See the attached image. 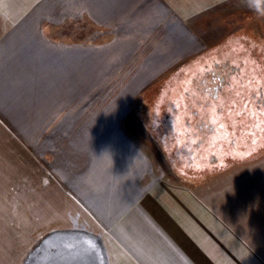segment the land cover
I'll use <instances>...</instances> for the list:
<instances>
[{
    "label": "crops",
    "instance_id": "obj_1",
    "mask_svg": "<svg viewBox=\"0 0 264 264\" xmlns=\"http://www.w3.org/2000/svg\"><path fill=\"white\" fill-rule=\"evenodd\" d=\"M159 2L0 0V129L16 147L1 154L20 160L23 188L41 190L54 208L50 224H74L65 234L48 228L22 264H264L255 257L264 247V154L217 184L230 191L212 202L158 177L120 118L99 121L101 130L92 118L73 133L94 92L96 56L112 43L80 39L79 19L109 31L131 22L146 37L166 11Z\"/></svg>",
    "mask_w": 264,
    "mask_h": 264
},
{
    "label": "rangeland",
    "instance_id": "obj_2",
    "mask_svg": "<svg viewBox=\"0 0 264 264\" xmlns=\"http://www.w3.org/2000/svg\"><path fill=\"white\" fill-rule=\"evenodd\" d=\"M158 2L166 11L159 12L161 21L154 29L147 28L146 37L138 36L137 30L142 26L131 22L122 29L109 31L86 18L79 19L80 39L88 37L98 44L108 37L112 43L107 45L108 54L96 56L94 92L88 96V105L82 107L80 104V122L73 127V133H83L84 123L91 122L92 118L96 119L98 130L107 128L106 123L99 121L120 118L117 128L134 136L144 151L151 154L158 177L165 176L170 182L188 186L192 196L206 194L212 202L223 201L230 190L225 193V190L216 189L217 184L230 185L236 180L235 175H239L235 173L241 165L264 154V134L252 135L247 128L236 138L242 142L241 152H235L237 148L229 142L226 147L223 145L228 156L218 157V161L209 164L201 160L196 168L195 160L194 164L187 161L185 142L188 135L183 119L189 117V113L210 118L218 131L226 130L221 132L222 143L232 139L230 113L234 109L231 111V100L220 98L207 105V97L196 89L197 77L215 70L212 68L215 64L221 63L223 70V64L234 63L237 56H244L246 63L250 58L246 57L248 46L245 43L263 60L260 53L264 54V0ZM184 21L187 24H183ZM95 49L104 48L96 45ZM107 55L109 59L104 63L103 57ZM227 80L230 79L227 77ZM242 119L246 121V117ZM69 128L64 127V133ZM3 138L0 129V264H22L23 252L29 249L34 255L48 228L65 234L73 231L70 227L74 224L65 221L56 227L54 221L48 222L55 216L54 208L45 206L44 199L40 200L41 190L23 188L21 182L27 175L20 160L1 154L15 149V144L2 141ZM244 138L252 145L247 140L243 142ZM255 140L260 143H254ZM209 149L208 146L206 150ZM189 165L194 166L190 169ZM67 224L69 227H63ZM260 246L257 249L262 253L255 257L263 261L264 247Z\"/></svg>",
    "mask_w": 264,
    "mask_h": 264
},
{
    "label": "flooded vegetation",
    "instance_id": "obj_3",
    "mask_svg": "<svg viewBox=\"0 0 264 264\" xmlns=\"http://www.w3.org/2000/svg\"><path fill=\"white\" fill-rule=\"evenodd\" d=\"M245 45L248 46L246 57L250 58L246 63L244 56H237L234 63H224L223 70L221 63L215 64L212 67H215V70L211 69L204 76L197 77L196 89L207 97V105H211L212 100L227 98V100H231V111L233 109L234 111L230 113L232 139L223 143L221 132H226V130L218 131V128H215L214 124L211 123L210 118L205 116L199 118L196 116L197 113H189V117L183 119V127H185L188 135L185 142L188 150L187 161L195 160L197 166H192L196 168L199 167L198 164L201 160L209 164L218 161V157L221 159L224 155L228 156L229 153H224L223 149L229 142L234 149L237 148L235 152H241L242 144L240 143L242 142L236 138L245 133L247 128L252 135L260 134V132L264 134V58L262 60V56L257 54L248 43ZM260 54L264 56V54ZM225 68L227 73H225ZM227 77L230 80H227ZM231 86L236 88L232 90ZM244 117H246V121L242 119ZM250 120L251 122H249ZM216 131L217 134H215ZM245 140L247 139L244 138L243 142ZM247 143L252 145L249 140ZM254 143L259 144L260 142L255 140ZM208 146L210 149L206 150ZM203 152H205V156H203ZM194 162L192 163L194 164ZM192 166L189 165L187 168L191 169Z\"/></svg>",
    "mask_w": 264,
    "mask_h": 264
}]
</instances>
